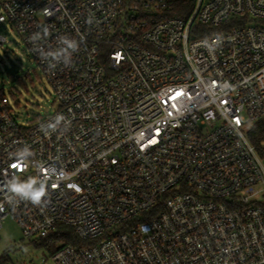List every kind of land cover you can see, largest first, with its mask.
I'll list each match as a JSON object with an SVG mask.
<instances>
[{"label":"built area","instance_id":"obj_1","mask_svg":"<svg viewBox=\"0 0 264 264\" xmlns=\"http://www.w3.org/2000/svg\"><path fill=\"white\" fill-rule=\"evenodd\" d=\"M7 24L57 107L22 123L0 93V231L12 215L48 249L72 228L57 264H264V147L247 135L264 0H0V46Z\"/></svg>","mask_w":264,"mask_h":264},{"label":"rangeland","instance_id":"obj_2","mask_svg":"<svg viewBox=\"0 0 264 264\" xmlns=\"http://www.w3.org/2000/svg\"><path fill=\"white\" fill-rule=\"evenodd\" d=\"M1 32L8 41L0 46V93L9 98L19 121L27 123L56 109L55 91L15 28L3 25ZM3 255L15 264H57L37 238L24 237L12 215L3 221L0 231V257Z\"/></svg>","mask_w":264,"mask_h":264},{"label":"trees","instance_id":"obj_3","mask_svg":"<svg viewBox=\"0 0 264 264\" xmlns=\"http://www.w3.org/2000/svg\"><path fill=\"white\" fill-rule=\"evenodd\" d=\"M247 135L251 143L256 146H262L264 142V117L252 123V125L247 131ZM63 229L67 231V238L60 239V236L53 235L52 245H50L48 248L51 254H53L58 249L61 243L74 242L75 233H73V229L70 227H63ZM8 262H11L8 256L3 255L0 257V264Z\"/></svg>","mask_w":264,"mask_h":264},{"label":"clouds","instance_id":"obj_4","mask_svg":"<svg viewBox=\"0 0 264 264\" xmlns=\"http://www.w3.org/2000/svg\"><path fill=\"white\" fill-rule=\"evenodd\" d=\"M65 43L68 45V47L73 48V50L75 49L74 42L65 40ZM32 183H35V181H33ZM12 189H13V191H19V192H21L22 195L25 198L31 199L33 203H37V204L40 202L41 196L44 195L43 185H41L37 189H33L31 187V185H29L28 186V190L27 191H24L21 187L17 186L16 184H13Z\"/></svg>","mask_w":264,"mask_h":264},{"label":"snow or ice","instance_id":"obj_5","mask_svg":"<svg viewBox=\"0 0 264 264\" xmlns=\"http://www.w3.org/2000/svg\"><path fill=\"white\" fill-rule=\"evenodd\" d=\"M13 167H16V165H13Z\"/></svg>","mask_w":264,"mask_h":264}]
</instances>
